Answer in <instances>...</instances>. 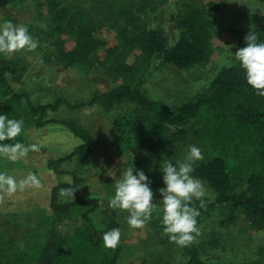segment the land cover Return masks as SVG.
I'll use <instances>...</instances> for the list:
<instances>
[{"label":"trees","instance_id":"trees-1","mask_svg":"<svg viewBox=\"0 0 264 264\" xmlns=\"http://www.w3.org/2000/svg\"><path fill=\"white\" fill-rule=\"evenodd\" d=\"M45 1L56 24L52 39L60 64H99L106 69L105 77L116 82L136 73L147 77L159 64L180 70L207 65L214 54L213 31L221 24L234 26L233 35L245 46L250 31L258 35V43L264 42V0H225L221 19L199 16L189 35H179L174 13L157 25L146 26L144 19L152 9V0H82L72 1L73 5H64L61 0ZM207 8L208 12L221 11L216 2H210ZM108 31L115 34L114 45ZM20 71L16 62L0 54V115L22 120L23 127L64 124L82 143L66 155L29 152L27 157L15 161L24 165L21 169L8 168L5 165L11 161L0 156V173L19 181L31 172L43 185L6 197L0 211L5 215L51 211L52 225L28 264H121V239L115 249L104 247L102 242L105 232L120 229L118 221L100 228L93 217L101 208V199L61 201L59 196L62 188L78 190L82 183L79 171L92 164L97 139L78 122L48 119L65 101L35 103L29 92L17 90L11 83L10 78H19ZM245 76L239 62L223 67L204 93L171 113L148 95L144 79L134 84L122 81L111 89L98 90L88 102L74 108L102 105L112 109L123 103L136 104L142 115L133 125V132L142 147L151 150L190 139L208 141L210 149L202 153L203 160L195 163L192 175L207 182L216 192V199L203 202V207L194 200L191 206L208 214L230 204L229 219H240L247 226L264 264V97L256 94ZM242 91L245 97L240 96ZM17 142L28 146L21 135L3 143ZM71 163L73 166L68 168ZM74 216L81 224L65 236L60 224ZM180 248L185 256L180 264H214L204 260L195 241ZM0 259L6 261L0 264H18L1 255Z\"/></svg>","mask_w":264,"mask_h":264},{"label":"rangeland","instance_id":"rangeland-1","mask_svg":"<svg viewBox=\"0 0 264 264\" xmlns=\"http://www.w3.org/2000/svg\"><path fill=\"white\" fill-rule=\"evenodd\" d=\"M61 1L64 5H73L72 1L79 3L82 0ZM152 1L153 10L146 14L145 25H157L174 13L179 22V35H189L194 20L199 16L211 15L221 19L226 3L225 0ZM210 2H216L221 11L208 12ZM7 21L26 26L29 34L39 42L35 51L23 50L6 56L21 69L19 78H10L14 87L29 92L37 104H52L64 100L60 109L51 112L48 119L78 122L98 142L92 164L79 171L82 183L74 197H60L61 201L89 197L101 199V208L93 217L100 228L107 227L114 220L118 221L122 245L121 264L182 263L185 256L180 246L170 242L163 232L162 196L159 192L164 187L161 169L166 161L175 163L183 160L190 146H196L202 153L208 151L209 142L190 139L181 144H166L156 150L143 148L137 134L133 132V125L142 115L136 104L123 103L112 109L102 105L74 107L88 102L98 90L111 89L122 81L134 84L144 79V87L151 98L163 103L170 113L177 110L185 102L204 93L218 72L228 66L226 61H230L231 65L238 63L234 54L246 46L233 35L234 26L221 24L214 29V54L207 65L180 70L159 64L147 77H144L145 73H136L117 79L116 82L105 77L106 69L99 64L93 66L81 63L72 67L60 64L52 39L56 24L45 0H0V25ZM106 34L114 45L115 34L110 31ZM61 73H64L63 79L58 83ZM240 96L245 97V91ZM20 135L26 139L28 146L38 144L39 153L46 155H66L82 143L81 139L61 123H51L42 128L34 125L23 127ZM5 166L24 168L22 163L13 161ZM71 166L72 163L68 168ZM127 168H132L134 175L140 170L147 175L153 191L152 202L156 205L151 219L140 229H133L128 225L127 211L109 207V200L115 194V182ZM109 169L114 171L113 178L105 175ZM201 181L206 189L203 202H213L216 192L207 182ZM230 213L231 205L224 204L208 214L200 212L197 217V227L201 234L196 237L195 242L202 251L204 260L214 264H261L259 246L254 236L242 220H230ZM52 221L49 209H40L26 215H5L0 211V255L18 264H28L39 252ZM80 224L79 218L74 216L61 223L59 228L65 236H69ZM0 261L6 262L3 259Z\"/></svg>","mask_w":264,"mask_h":264},{"label":"clouds","instance_id":"clouds-1","mask_svg":"<svg viewBox=\"0 0 264 264\" xmlns=\"http://www.w3.org/2000/svg\"><path fill=\"white\" fill-rule=\"evenodd\" d=\"M246 47L240 48L234 58L239 62L240 67L246 73L247 84L257 95L264 97V42L258 43V35L250 31L245 37ZM39 42L34 39L24 25H14L7 21L0 25V54L5 56L27 50L35 51ZM231 66L230 61H226ZM64 73L60 74V83ZM23 130V121L10 119L6 114L0 115V156L10 161H18L28 156L29 152H39L38 144L25 146L22 143H3L12 141L20 136ZM203 154L196 146H190L189 151L183 160L175 163L166 161L161 169L163 173L164 187L159 189L162 196V220L163 232L170 242L180 247L191 245L201 232L197 227V217L200 212L191 206L194 200L201 202L206 194L204 184L195 178L194 163L203 160ZM132 168H127L115 182V194L109 200L111 209L127 211L128 225L133 229H140L146 226L151 219L155 204H153V191L149 186L147 175L142 171L133 174ZM114 171L109 169L105 175L113 178ZM43 185L34 173L29 172L27 176L17 181L7 173H0V204L5 198H11L18 191L22 192L28 188L39 189ZM71 187L62 188L59 192L61 198L74 197ZM121 231L114 228L102 236L104 247L115 249L120 242Z\"/></svg>","mask_w":264,"mask_h":264}]
</instances>
